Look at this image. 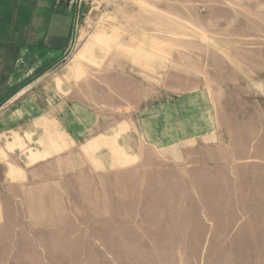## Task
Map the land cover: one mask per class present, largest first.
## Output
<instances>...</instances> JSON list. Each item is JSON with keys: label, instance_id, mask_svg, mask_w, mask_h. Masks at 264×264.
Returning <instances> with one entry per match:
<instances>
[{"label": "rangeland", "instance_id": "rangeland-1", "mask_svg": "<svg viewBox=\"0 0 264 264\" xmlns=\"http://www.w3.org/2000/svg\"><path fill=\"white\" fill-rule=\"evenodd\" d=\"M92 8L36 88L92 132L41 161L0 131V264H264V0Z\"/></svg>", "mask_w": 264, "mask_h": 264}, {"label": "crops", "instance_id": "crops-1", "mask_svg": "<svg viewBox=\"0 0 264 264\" xmlns=\"http://www.w3.org/2000/svg\"><path fill=\"white\" fill-rule=\"evenodd\" d=\"M83 2L93 9L98 0H81L79 15ZM79 18L75 8L55 0H0V131L24 129L30 137L39 131L41 146L30 148V158L45 161L72 151L97 123L91 112L74 103L50 105L49 113L36 103L45 88L36 89L41 82L49 78L58 90L66 80L57 73L74 44ZM22 141L25 147L31 143ZM99 142L96 137L89 146ZM116 145L120 147L119 138Z\"/></svg>", "mask_w": 264, "mask_h": 264}, {"label": "built area", "instance_id": "built-area-1", "mask_svg": "<svg viewBox=\"0 0 264 264\" xmlns=\"http://www.w3.org/2000/svg\"><path fill=\"white\" fill-rule=\"evenodd\" d=\"M81 0H55L56 4H63L68 8H75L76 16H79V5Z\"/></svg>", "mask_w": 264, "mask_h": 264}]
</instances>
